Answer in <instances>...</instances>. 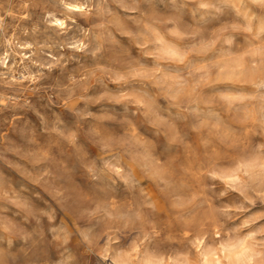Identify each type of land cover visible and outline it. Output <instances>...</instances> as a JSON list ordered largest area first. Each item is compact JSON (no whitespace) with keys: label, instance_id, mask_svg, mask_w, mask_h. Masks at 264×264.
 <instances>
[{"label":"rangeland","instance_id":"obj_1","mask_svg":"<svg viewBox=\"0 0 264 264\" xmlns=\"http://www.w3.org/2000/svg\"><path fill=\"white\" fill-rule=\"evenodd\" d=\"M256 7L250 0H0V264H77L68 247L73 227L113 264H264L255 233H245L262 213L244 215L256 195L242 187L243 172L264 173V64L249 55L261 47L250 31ZM189 61L167 91L191 81L185 108L197 122L161 131L166 117L132 119L135 74ZM85 218L93 226L81 229ZM162 226L169 245L181 247H158L145 259L129 257L130 249L113 255L112 238L136 232L131 244L139 248ZM190 229L205 235L185 248ZM209 231L224 238L196 244Z\"/></svg>","mask_w":264,"mask_h":264},{"label":"snow or ice","instance_id":"obj_2","mask_svg":"<svg viewBox=\"0 0 264 264\" xmlns=\"http://www.w3.org/2000/svg\"><path fill=\"white\" fill-rule=\"evenodd\" d=\"M250 3L257 5L254 11L257 12V19L250 29L251 32H258L259 39L261 42V47L258 52H250L249 55L253 57H258L257 63L264 64V0H250ZM255 42V41H254ZM151 49H145V51H150ZM215 54L211 56H206L205 59L211 60ZM145 64L153 65V60L148 59L144 61ZM192 64V61H189V64L182 65L181 67H173L171 64L155 65L152 70L137 72L135 77L131 80V86L138 90L137 94L139 100V108L137 112L139 115L132 117L134 120H140L143 117H147L150 120H154L157 123H161L159 117H166V121L163 122L161 131H167L173 125L178 126L182 129H187L191 124L196 123L199 117L194 116L191 112L187 111L185 105L191 102L192 93L195 89L191 88V81L184 78V85H181L174 93H169L167 89L169 87L176 88V83H170L174 81L173 74L182 75L184 71ZM213 72L216 71V66L211 65ZM205 71L204 68H200L197 72L203 74ZM192 80H196L197 73L190 72ZM187 85V87L185 86ZM221 88L211 89L212 92H217L223 90ZM260 93L264 97V86H261ZM104 139V137H100ZM163 143V140L160 141ZM107 144H111L113 148L117 151H123L124 149L119 147L118 141L115 139H109L106 141ZM253 149H249V152L246 155H251ZM94 155V153H93ZM92 157H89V160ZM89 161L86 160L85 163ZM238 171L243 172V169H237ZM157 177L159 172L155 171L153 173ZM244 175V184L242 187L246 188L250 192L255 193L256 200L249 201L247 205V211L244 213L246 216H251L253 212H261L262 215L258 218L252 220L251 224L245 227V233L254 232L257 242L260 247L264 248V190L257 192L256 185L264 184V173L255 175L251 172H243ZM130 180H134V177H129ZM72 222L69 221V224ZM235 223H239V220H236ZM79 226L81 229L91 228L93 225L89 224L85 219L79 220ZM229 227H232L229 224ZM258 230V231H257ZM192 231V237H189L183 242L185 248H188L189 241L195 236L203 237L205 233ZM136 236V232H132L127 235V238L123 234L120 235V239L117 241L115 238H112V252L115 255V249H130L128 252L129 257H135L139 255L140 259H145L149 256V253L158 247H162L167 250L168 247L179 248L180 244L169 245L166 239V229L161 227L159 233H154L151 237L146 238L147 243H142L139 248L132 246L131 241L133 237ZM223 234L217 232L215 235L212 232L207 233L206 239L196 240V244H202L204 247L209 245L218 244L220 239H223ZM72 242L69 243L68 247L72 249L73 253L77 257V264H81L83 260H88L89 264H113L112 259L108 255L100 256L95 251V245L93 240L89 239L88 236H82L80 231L75 227L72 228ZM109 238L104 236L99 239V244H105ZM92 245V246H90ZM195 244H193L189 251L195 253ZM148 264H152V261L149 259Z\"/></svg>","mask_w":264,"mask_h":264},{"label":"bare ground","instance_id":"obj_3","mask_svg":"<svg viewBox=\"0 0 264 264\" xmlns=\"http://www.w3.org/2000/svg\"><path fill=\"white\" fill-rule=\"evenodd\" d=\"M73 5V4H72ZM55 21H59V23H61V20H59V18L58 19H55Z\"/></svg>","mask_w":264,"mask_h":264}]
</instances>
